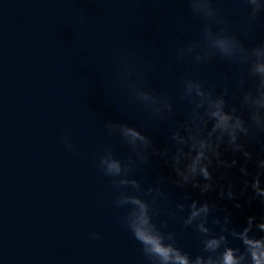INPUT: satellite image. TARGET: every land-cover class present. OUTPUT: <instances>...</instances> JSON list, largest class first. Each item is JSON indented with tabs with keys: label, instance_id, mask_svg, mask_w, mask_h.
<instances>
[{
	"label": "water",
	"instance_id": "water-1",
	"mask_svg": "<svg viewBox=\"0 0 264 264\" xmlns=\"http://www.w3.org/2000/svg\"><path fill=\"white\" fill-rule=\"evenodd\" d=\"M214 6L249 47L264 41V21L250 36L240 33L243 0H214ZM201 24L186 0H0V264H146L139 243L117 222L121 210L112 204L110 178L97 171L105 145L122 160L129 155L103 124L126 122L164 147L169 128L190 109L178 98L182 77L195 75L218 90L231 82L239 66L219 58L177 62L176 49L198 39ZM126 61L137 63L146 82L175 105L172 119L157 123L128 94L119 79ZM65 134L75 153L65 148ZM247 147L260 151L256 143ZM225 158L244 164L239 153L225 152ZM247 167L254 171V161ZM214 174L219 183L231 180L237 192L243 187L238 167ZM159 176L173 200L185 192L201 201L218 199L216 192L201 195L171 184L175 174L159 157L136 173L144 187ZM239 202L242 209L220 201L237 227L247 215L264 214L246 196ZM181 223L170 220L169 228L195 255L197 238ZM92 232L101 239H91Z\"/></svg>",
	"mask_w": 264,
	"mask_h": 264
},
{
	"label": "clouds",
	"instance_id": "clouds-1",
	"mask_svg": "<svg viewBox=\"0 0 264 264\" xmlns=\"http://www.w3.org/2000/svg\"><path fill=\"white\" fill-rule=\"evenodd\" d=\"M186 3L202 24L198 39L176 49L177 62L189 59L201 65L219 58L240 70L219 90L195 75L181 78L178 98L190 109L169 128L170 143L164 147H156L135 126L106 121L103 127L108 136H118L129 155L122 160L111 145H105L97 171L110 178L112 204L121 210L117 222L139 243L146 264H264V214L247 215L245 224L237 227L232 211L220 204L221 200L232 201L236 209H242L239 200L246 196L249 206L255 201L264 207V41L249 47L233 30L232 21L214 6V0ZM243 3L247 6L246 22L240 25V33L250 36L255 24L264 21V0ZM119 79L157 123L174 117L175 105L146 82L137 63H122ZM61 139L65 148L75 153L68 135ZM251 143L259 144V153L248 149ZM228 151L239 153L244 164L225 158ZM154 156L172 168L175 178L171 184L198 189L201 195L216 192L218 199L201 201L185 192L182 199L173 200L163 176L144 187L136 173ZM249 161H254L252 172L247 167ZM237 167L243 183L239 192L231 180L219 183L214 174L221 168ZM225 178L226 173L219 179ZM161 216L168 219H159ZM177 219L182 231L195 234L199 245L195 255L179 245L177 231L169 228V221ZM89 235L101 239L98 232Z\"/></svg>",
	"mask_w": 264,
	"mask_h": 264
}]
</instances>
